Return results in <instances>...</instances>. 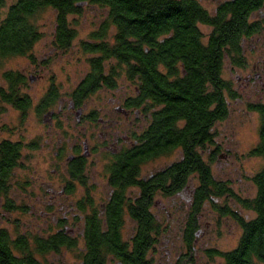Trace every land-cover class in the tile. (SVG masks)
<instances>
[{
    "label": "flooded vegetation",
    "instance_id": "flooded-vegetation-1",
    "mask_svg": "<svg viewBox=\"0 0 264 264\" xmlns=\"http://www.w3.org/2000/svg\"><path fill=\"white\" fill-rule=\"evenodd\" d=\"M194 1L209 16H217L223 4L237 0ZM253 2L260 5L249 18L254 28L239 32V52L230 53L225 45L219 55L222 109L212 99L211 82L199 81L204 100L177 95L176 129L204 133L190 144L193 162L188 170L169 173L185 159L180 145L157 155L143 152L146 158L138 159L134 183H128L120 162L125 159L123 170L128 171V153L146 144L138 138L149 132L166 104L142 98L126 67L119 66L111 76V62L93 92L83 94L81 89L90 63L87 74L69 88V48L58 39V20L64 18L75 28L82 13L62 16L47 8L53 30L46 51L10 56H27L31 62L0 73V208L31 214L40 231L34 234L29 225L23 230L30 243L35 236L51 241L62 235L60 250L49 255L72 256L71 264H88L92 256L95 264H132L138 260V222L131 211L142 200L154 226L142 264H264V0ZM99 17L101 21L105 16ZM198 28L207 45L212 26L200 23ZM177 72V80L189 75L181 62ZM160 73L165 74L163 67ZM188 109L197 122L190 124ZM5 115L8 125L2 120ZM234 116L247 118L253 126L248 146L240 139L242 131L235 132L236 142L231 140ZM24 121L34 123L27 149L35 163L34 175L21 180L25 146L21 150L17 133ZM250 163L254 168L249 169ZM24 200L28 204L22 206ZM6 203H11L9 208ZM41 263L53 264L48 256Z\"/></svg>",
    "mask_w": 264,
    "mask_h": 264
},
{
    "label": "trees",
    "instance_id": "trees-1",
    "mask_svg": "<svg viewBox=\"0 0 264 264\" xmlns=\"http://www.w3.org/2000/svg\"><path fill=\"white\" fill-rule=\"evenodd\" d=\"M253 1L237 0L223 4L217 16H209L194 0H16L9 6L6 0H0V73L4 59L30 54L41 37L32 21L39 11L52 7L65 16L81 14L87 8L98 9L105 16L100 21L101 26L96 27L88 42L82 43L84 51L93 55L89 59L91 72L81 86L83 94L91 93L98 87L105 76V64L111 62V76L116 75L119 66L126 67L128 80L138 88L142 98H149L156 104H166L162 113L155 114L149 132L138 138L139 142L146 144L137 147L132 154L128 153V171L123 170L125 159L120 162L122 171L128 172V183H134L138 159L143 161L146 158L143 152H154L153 155H157L180 145L185 159L173 166L169 173H176L178 170L183 172L193 162L190 144L194 136L200 138L204 133L194 134L188 129H176L174 121L177 118V95L181 93L192 96V101L198 100L199 95L204 100L199 81L203 84L211 82L212 99L219 103V110L222 109L219 55L225 45L230 53L239 52V32L254 28L249 18L260 5ZM78 3L82 7L77 6ZM200 23L213 28L207 45L201 42L202 36L198 28ZM57 31L60 44L71 48L77 29L61 18L58 20ZM178 62L184 63L188 71L186 79H176ZM162 67L164 75L160 73ZM6 77L14 80L10 75ZM20 81L23 83V79ZM112 83L113 81L109 84ZM141 101L138 97V105ZM21 104L26 105L23 101ZM206 111L204 108V112ZM188 112L190 124L197 122L190 114L192 110L188 109ZM260 112L264 119V105L260 106ZM212 119L215 120V109ZM24 146L21 142V150ZM5 148L9 146L5 145ZM5 162L4 166L7 167V156ZM197 166L201 167V164L197 162ZM142 202L140 200L131 211V216L138 222L134 243V256L138 263L134 261L132 264H142V253L152 246L150 234L154 231L153 219ZM9 204L11 203L7 204L8 208ZM39 238L35 236L30 243L23 233L14 236L6 228L0 227V264H42L41 261L47 260L51 252L60 250L63 239L65 240L62 235L54 236L51 241ZM69 245L72 246L70 243ZM92 258L93 256L88 257V260L91 259L88 264H95Z\"/></svg>",
    "mask_w": 264,
    "mask_h": 264
},
{
    "label": "rangeland",
    "instance_id": "rangeland-1",
    "mask_svg": "<svg viewBox=\"0 0 264 264\" xmlns=\"http://www.w3.org/2000/svg\"><path fill=\"white\" fill-rule=\"evenodd\" d=\"M15 2L16 0H6L8 6ZM99 14H101V11H99L98 9L87 8L81 14L82 17H80L78 21H75L73 23V26H75V28L78 30V33L71 48H69L68 50V62L65 64L69 75V88L74 86L73 83H78V81L81 80L90 70L89 59L93 58V55H90L84 51V49L82 48V43L85 41L88 42L90 35L93 31L96 30V25L100 23ZM52 19V11L47 8L39 11L33 17V24L37 27L41 37L33 46V49L31 51L32 54L39 55L46 51L47 46L52 39ZM14 62L15 64H13ZM30 62L31 60L27 56L19 57L16 59L7 58L2 62L1 71L13 66L21 70L25 68L26 65ZM95 99V96H92V102ZM230 119L231 124L233 125L230 126V129L234 131L233 133L229 132L231 134V140L233 142H236L235 132L242 131L243 133L240 139H242L241 141L243 142V145L247 144L248 146L250 144V141H252L249 134L250 130L253 128L252 124L248 123V120H246L247 118L245 117L234 116ZM2 120H4L6 125L9 124L7 115L2 117ZM32 125L29 122H22L20 125L21 127L19 128V133H17V135L25 145L21 159V180L29 179L31 175H34L32 167L34 166L33 164L35 163V161L31 159V157H33L32 152L27 149L28 140L31 137L30 132L32 131ZM251 166L252 163L249 164V169L254 168ZM24 197L25 196H23V198ZM25 203L28 204V201L24 200V203L22 202V206H24ZM32 218L33 217H31V214H24L23 211H5L4 209L0 208V227L6 228L14 236L18 235L19 233H23V230H25V228H28L29 226L31 227L30 229L32 230V232L34 234H37V232L40 231V228L36 224L37 221L35 219L33 221ZM27 232H29V229ZM48 260L53 264H57V262H54L55 260H58V264H63V262H66V264H71L74 261L72 256H66L64 254H62L61 256L49 255Z\"/></svg>",
    "mask_w": 264,
    "mask_h": 264
}]
</instances>
